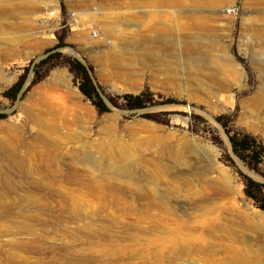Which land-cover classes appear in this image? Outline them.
<instances>
[{
  "label": "rangeland",
  "instance_id": "rangeland-1",
  "mask_svg": "<svg viewBox=\"0 0 264 264\" xmlns=\"http://www.w3.org/2000/svg\"><path fill=\"white\" fill-rule=\"evenodd\" d=\"M0 115V264H264V0H0Z\"/></svg>",
  "mask_w": 264,
  "mask_h": 264
},
{
  "label": "trees",
  "instance_id": "trees-1",
  "mask_svg": "<svg viewBox=\"0 0 264 264\" xmlns=\"http://www.w3.org/2000/svg\"><path fill=\"white\" fill-rule=\"evenodd\" d=\"M49 58L52 59L54 56L51 55ZM49 58L41 61L40 64H35L34 67L40 68L41 66L47 64L50 61ZM69 66L71 71L75 73L76 78L80 81L79 90L82 95L94 105L100 114L109 113L110 107L98 94L86 67L78 61L69 62ZM23 88L24 77H22V79L10 89L8 92V97L11 96L12 99H16L17 96L23 91ZM121 99L123 100L126 107L136 110L144 109L149 103L153 102L152 95L145 92L137 96L125 95ZM110 102L113 105H116L114 100H111ZM2 118L4 117L0 115V119ZM229 141L234 154L249 167L256 166L260 163V159L264 155L262 153L264 151V147L255 138L250 136L234 135L229 138ZM245 194L249 199L255 202L260 210L264 211L263 184L258 183L251 178H247Z\"/></svg>",
  "mask_w": 264,
  "mask_h": 264
},
{
  "label": "bare ground",
  "instance_id": "bare-ground-1",
  "mask_svg": "<svg viewBox=\"0 0 264 264\" xmlns=\"http://www.w3.org/2000/svg\"><path fill=\"white\" fill-rule=\"evenodd\" d=\"M56 81V78L54 79ZM36 110L32 113V119L39 125H44L46 121H48V117H52V112L50 108L45 107L44 101L41 99L39 102L36 103L35 106ZM39 138H43L42 136H49V134H39Z\"/></svg>",
  "mask_w": 264,
  "mask_h": 264
},
{
  "label": "built area",
  "instance_id": "built-area-1",
  "mask_svg": "<svg viewBox=\"0 0 264 264\" xmlns=\"http://www.w3.org/2000/svg\"><path fill=\"white\" fill-rule=\"evenodd\" d=\"M233 12H235V11L233 10Z\"/></svg>",
  "mask_w": 264,
  "mask_h": 264
}]
</instances>
